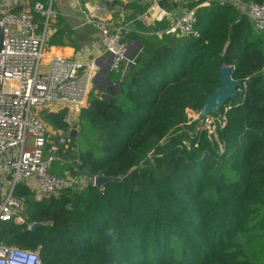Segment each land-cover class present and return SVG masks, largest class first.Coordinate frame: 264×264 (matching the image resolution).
I'll list each match as a JSON object with an SVG mask.
<instances>
[{
	"label": "trees",
	"instance_id": "1",
	"mask_svg": "<svg viewBox=\"0 0 264 264\" xmlns=\"http://www.w3.org/2000/svg\"><path fill=\"white\" fill-rule=\"evenodd\" d=\"M155 26L124 35L134 64L109 72L77 122L68 109L41 115L56 132H78L52 174L111 183L41 202L19 184L24 223H0V242L43 264H264V31L219 2L198 8L199 38L160 37L169 24ZM225 66L243 87L210 135L188 111L201 113Z\"/></svg>",
	"mask_w": 264,
	"mask_h": 264
},
{
	"label": "built area",
	"instance_id": "2",
	"mask_svg": "<svg viewBox=\"0 0 264 264\" xmlns=\"http://www.w3.org/2000/svg\"><path fill=\"white\" fill-rule=\"evenodd\" d=\"M224 2L244 13L256 30L264 31V5H248L241 0ZM155 7L160 9L158 5ZM33 11L45 18L46 27L55 17L54 12L41 3H37ZM195 11H189L166 30L154 34L199 38ZM163 17L159 14L157 20L162 21ZM34 20L31 10L14 13L0 5V223H24V202L15 194L19 184H25L38 202L60 199L67 190L78 192L95 187L96 177H61L51 173L56 161H66L64 150L72 137L50 130L41 113L68 109L72 115L74 112L78 115L88 108L92 80L98 68L94 61L82 63L49 55L46 34H37ZM89 22L101 33L104 53L113 58L110 71L125 75L134 64L127 58L125 26L100 20ZM0 264L43 263L37 252L0 242Z\"/></svg>",
	"mask_w": 264,
	"mask_h": 264
},
{
	"label": "crops",
	"instance_id": "3",
	"mask_svg": "<svg viewBox=\"0 0 264 264\" xmlns=\"http://www.w3.org/2000/svg\"><path fill=\"white\" fill-rule=\"evenodd\" d=\"M212 2L225 3L224 0H47L45 8L55 14L48 26L39 13L33 12V15L37 34H46L49 55L82 63L94 61L99 75L105 71L109 74L113 58L104 53L101 33L90 20L123 25L125 36L129 33L152 35L156 23L165 21L170 26L189 11L197 12L198 8L209 7ZM0 5L15 12L33 11L28 0H0ZM156 5L159 10L154 9ZM140 7H147L146 12L140 13ZM159 14L164 16L162 21L157 20ZM99 54L103 55L98 57Z\"/></svg>",
	"mask_w": 264,
	"mask_h": 264
},
{
	"label": "water",
	"instance_id": "4",
	"mask_svg": "<svg viewBox=\"0 0 264 264\" xmlns=\"http://www.w3.org/2000/svg\"><path fill=\"white\" fill-rule=\"evenodd\" d=\"M232 67L225 66L220 73V87L215 90V92L210 95L202 110L201 117L202 119H206L211 115H216L222 110L225 104L231 100H235L238 96L240 89L243 87L242 82L235 81L232 78ZM104 97V96H102ZM77 130H72L70 133V137H77ZM111 179L107 177L97 176L95 179V187L103 188L106 184L111 183ZM39 224L32 225V229L38 228Z\"/></svg>",
	"mask_w": 264,
	"mask_h": 264
},
{
	"label": "rangeland",
	"instance_id": "5",
	"mask_svg": "<svg viewBox=\"0 0 264 264\" xmlns=\"http://www.w3.org/2000/svg\"><path fill=\"white\" fill-rule=\"evenodd\" d=\"M127 58H129L128 54H127ZM134 59H136V58H134ZM107 75H108V72L105 71L99 75L96 74L94 76V78L92 80V92L93 93H98V92L104 90L105 85L108 84ZM43 112H45V111H43ZM43 112L41 113V115L43 114ZM188 117H189V120L191 122H197L198 123L197 128L202 126L206 129H208V134H210V135H212L217 130V128H219L223 125V123H222L223 118L219 114L212 115V116L208 117L207 119H205V121H204V120L200 119V117H201L200 113L193 112V111L189 110L188 111ZM78 118H79V114L77 115L74 112L73 115L71 116L70 122L73 124V123L77 122ZM49 129L54 131L53 128H51V127H49ZM195 132H197V131L194 130L193 132H191V136H194ZM64 163H65L64 160L56 161L53 164L52 168L58 169L60 166H62L61 164H64Z\"/></svg>",
	"mask_w": 264,
	"mask_h": 264
}]
</instances>
